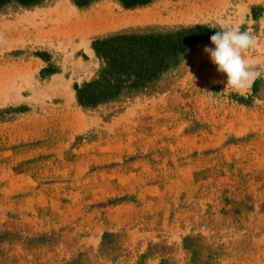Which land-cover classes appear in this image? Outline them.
I'll return each mask as SVG.
<instances>
[{"label":"rangeland","instance_id":"rangeland-1","mask_svg":"<svg viewBox=\"0 0 264 264\" xmlns=\"http://www.w3.org/2000/svg\"><path fill=\"white\" fill-rule=\"evenodd\" d=\"M0 1V264H264V78L238 93L203 51L239 25L264 68V0ZM187 31L79 103L95 41Z\"/></svg>","mask_w":264,"mask_h":264},{"label":"trees","instance_id":"trees-1","mask_svg":"<svg viewBox=\"0 0 264 264\" xmlns=\"http://www.w3.org/2000/svg\"><path fill=\"white\" fill-rule=\"evenodd\" d=\"M21 1V0H20ZM29 0H22L28 3ZM31 1V0H30ZM29 1V2H30ZM90 0H76L80 5ZM125 7L143 5L150 0H119ZM1 2V1H0ZM193 31L178 33L177 40L167 36H118L110 39H100L94 42L95 52L106 60L101 81L86 84L77 90L80 104L95 105L100 100L108 99L117 85L134 77V83L153 78L159 68H164L168 58L184 49L188 42L181 37L192 34ZM180 37V38H179ZM136 87V85H132Z\"/></svg>","mask_w":264,"mask_h":264},{"label":"clouds","instance_id":"clouds-1","mask_svg":"<svg viewBox=\"0 0 264 264\" xmlns=\"http://www.w3.org/2000/svg\"><path fill=\"white\" fill-rule=\"evenodd\" d=\"M207 26L219 30L209 38L214 47L205 46L203 51L216 66L217 72L226 76L227 86L239 93L250 90L257 79L264 78V68L258 69L256 61L245 56L258 43L250 29L241 30L239 25H229L224 21ZM208 95L214 96L211 93Z\"/></svg>","mask_w":264,"mask_h":264},{"label":"bare ground","instance_id":"bare-ground-1","mask_svg":"<svg viewBox=\"0 0 264 264\" xmlns=\"http://www.w3.org/2000/svg\"><path fill=\"white\" fill-rule=\"evenodd\" d=\"M162 4V3H161ZM158 6V5H157ZM161 7V6H160ZM158 8H159V6H158ZM119 10V9H118ZM107 13V12H106ZM117 13V12H116ZM122 13V12H121ZM32 14V13H31ZM133 14V13H132ZM115 15V14H114ZM124 15V14H123ZM123 15H122V17H123ZM129 15V14H128ZM127 15V16H128ZM131 17V16H130ZM94 18V17H93ZM114 18V17H113ZM115 18H116V16H115ZM144 18V17H143ZM109 19H110V17H109ZM117 19H118V16H117V18H116V21H117ZM120 19V18H119ZM122 19V18H121ZM131 19V18H130ZM106 20H107V17H106ZM125 20V19H124ZM124 20H122V21H124ZM98 21V20H97ZM100 21H102V20H100ZM104 21V20H103ZM111 21H112V19H111ZM90 22V21H89ZM88 22V23H89ZM124 22H126V20L124 21ZM104 23V22H103ZM110 23V22H109ZM114 23V22H113ZM119 23V22H118ZM97 24V23H96ZM100 24V23H99ZM106 24V23H105ZM116 24V23H115ZM108 25V24H107ZM102 26H103V24H102ZM109 26V25H108ZM104 27V26H103ZM102 27V28H103ZM107 27V26H106Z\"/></svg>","mask_w":264,"mask_h":264}]
</instances>
